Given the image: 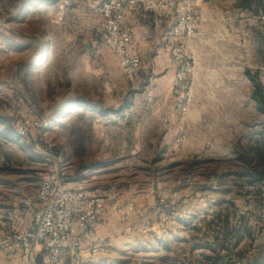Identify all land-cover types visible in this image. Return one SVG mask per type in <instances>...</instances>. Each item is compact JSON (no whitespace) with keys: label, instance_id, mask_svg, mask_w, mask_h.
<instances>
[{"label":"rangeland","instance_id":"obj_1","mask_svg":"<svg viewBox=\"0 0 264 264\" xmlns=\"http://www.w3.org/2000/svg\"><path fill=\"white\" fill-rule=\"evenodd\" d=\"M104 1L0 0V181H20V190L32 193L51 175L68 178L105 206L110 200L119 211L131 205L128 212H142L127 224L174 243L180 264H246L264 243V180L245 176L239 157L264 136V118L250 105L229 103L252 99L250 77L264 95V66L246 73L253 89L197 91L212 104L211 116L196 128L197 154L173 175L172 153L189 133L184 121L193 94L182 113L171 93L167 122L150 123L149 141L168 150L136 153L140 99L159 95L133 84L139 72L128 80L106 49ZM62 102L70 103L64 116ZM164 130L171 136L157 140ZM92 165L108 167L85 170Z\"/></svg>","mask_w":264,"mask_h":264},{"label":"crops","instance_id":"obj_2","mask_svg":"<svg viewBox=\"0 0 264 264\" xmlns=\"http://www.w3.org/2000/svg\"><path fill=\"white\" fill-rule=\"evenodd\" d=\"M192 1L194 3L195 35L190 47L195 55V62L190 77V89L193 97L184 121L189 133L188 135L185 133L180 148L173 150L172 153L173 175L177 170H181L184 161L197 154L196 128L200 127V123L206 122L207 116H211L206 107L212 104L207 98L198 97L197 91L214 88H242L244 85L253 89L246 73L247 71L253 73L256 66H264L262 64L264 61V20H261V17H264V0H262L263 9L257 14L252 12L253 5L249 10L242 7V0ZM127 10L129 11L125 12L123 26L131 35L133 47L142 63L133 84L140 85L146 90L150 89L159 95L140 99L141 106L145 108H143L145 114L141 117L143 124L138 129L140 139L136 153L144 151L159 153L162 149L167 151V145L154 144L149 141V138L153 126L150 123L161 124L165 107L171 103L170 95L175 70L170 62L166 35L173 26L175 18L170 14L157 21L155 15L142 9L139 10V6L128 7ZM234 46L236 50L233 49ZM233 100L229 104L250 105L253 107L255 116L264 118L250 97ZM63 103L60 104L63 105ZM69 104L66 102L62 109H58L61 116H64L63 114L66 113L64 108ZM95 111L92 110L91 114ZM158 126L161 127V125ZM170 127L174 128V124ZM168 136H171L170 131L164 130L161 135L157 134V140L166 139ZM107 167L92 165L85 170L93 172ZM175 179L177 183L180 178L173 177L174 181ZM68 180L66 178L64 184L72 189L81 190L77 188L78 182H68ZM77 180H79L78 177ZM6 185L0 181V236L31 228L33 215L38 207L37 191L22 192L20 181ZM90 195L99 196L95 192ZM111 203L107 200L103 216L104 225L97 231L96 237L82 244L76 253L66 251L60 264H180L181 259L177 253H174V243H160L155 234H152L151 229L127 224L129 219L142 212L138 210L119 211L117 204ZM92 247H98L100 250L94 262H91L88 252ZM38 252L39 247L35 246L34 257L27 258L22 253L5 254L0 251V264H40ZM165 254L167 257H164ZM190 263L193 262L190 261Z\"/></svg>","mask_w":264,"mask_h":264},{"label":"built area","instance_id":"obj_3","mask_svg":"<svg viewBox=\"0 0 264 264\" xmlns=\"http://www.w3.org/2000/svg\"><path fill=\"white\" fill-rule=\"evenodd\" d=\"M138 6L155 15L157 21L170 14L175 18L166 41L175 70L171 93L177 110L184 113L191 98L190 77L195 62L190 47L195 35L194 3L192 0H106L101 4L104 45L118 59L128 80L134 79L142 63L131 35L123 26V19L128 7ZM163 121L167 122L166 119ZM37 201L32 227L1 235L0 251L22 253L24 257L32 258L34 247L38 246L40 264H60L66 251L76 253L103 228L104 199L68 187L61 176L51 175L40 182ZM131 208L130 205L127 210ZM99 251L98 247L90 248L91 262L96 260Z\"/></svg>","mask_w":264,"mask_h":264},{"label":"trees","instance_id":"obj_4","mask_svg":"<svg viewBox=\"0 0 264 264\" xmlns=\"http://www.w3.org/2000/svg\"><path fill=\"white\" fill-rule=\"evenodd\" d=\"M252 5L253 14H257L259 10L263 9L262 0H242L241 6L245 9L249 10ZM247 75L249 74L247 73ZM250 78L254 83V92L251 98L255 101L258 111L264 114V95L262 88L255 83V79L253 77ZM239 159L245 167V176L254 178L252 179L253 183H261L264 180V136H261L260 139H253L250 141L245 151L240 155ZM253 173L255 175H253ZM227 224V220H225L224 227H227ZM245 231H248V229ZM215 240L217 241L216 237ZM239 240L240 236L238 235L235 243ZM214 264L218 263L215 262ZM246 264H264V243L254 248V252L250 255Z\"/></svg>","mask_w":264,"mask_h":264}]
</instances>
